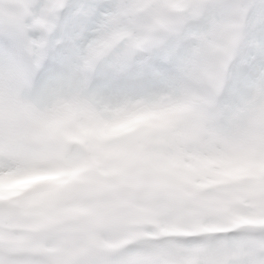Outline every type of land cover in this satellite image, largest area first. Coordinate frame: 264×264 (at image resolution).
Listing matches in <instances>:
<instances>
[{"label":"clouds","instance_id":"obj_1","mask_svg":"<svg viewBox=\"0 0 264 264\" xmlns=\"http://www.w3.org/2000/svg\"><path fill=\"white\" fill-rule=\"evenodd\" d=\"M0 264H264V0H0Z\"/></svg>","mask_w":264,"mask_h":264}]
</instances>
